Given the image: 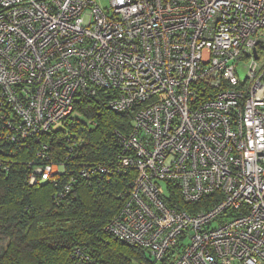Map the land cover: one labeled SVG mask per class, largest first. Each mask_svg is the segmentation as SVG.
Returning <instances> with one entry per match:
<instances>
[{"label": "built area", "instance_id": "obj_1", "mask_svg": "<svg viewBox=\"0 0 264 264\" xmlns=\"http://www.w3.org/2000/svg\"><path fill=\"white\" fill-rule=\"evenodd\" d=\"M100 2L0 0V141L41 139L80 97L115 91L112 111L136 109L117 166L79 170L134 172L108 232L158 263L264 264V0ZM38 158L30 186L65 172ZM173 192L197 209L172 207Z\"/></svg>", "mask_w": 264, "mask_h": 264}, {"label": "trees", "instance_id": "obj_2", "mask_svg": "<svg viewBox=\"0 0 264 264\" xmlns=\"http://www.w3.org/2000/svg\"><path fill=\"white\" fill-rule=\"evenodd\" d=\"M115 96V91L98 89L92 97H80L63 122L64 130H51L41 139L20 144L0 141V162L10 167L8 172L0 168V237L7 241L0 264H172L174 252L158 263L146 250L120 241L107 230L122 204L118 194L132 182L134 172L115 171L91 180L79 175L85 165L117 166L121 150L117 131L130 132L136 109L115 113L109 106ZM67 134L83 139L71 155ZM39 151L64 164L65 172L56 182L30 186V165L39 160ZM72 177L76 183L70 193L61 201L54 199ZM214 198L215 194L208 196L199 207L212 205ZM171 206L197 209L176 192Z\"/></svg>", "mask_w": 264, "mask_h": 264}, {"label": "rangeland", "instance_id": "obj_3", "mask_svg": "<svg viewBox=\"0 0 264 264\" xmlns=\"http://www.w3.org/2000/svg\"><path fill=\"white\" fill-rule=\"evenodd\" d=\"M101 6L104 8V9H108L109 8V0H101ZM261 58L264 60V55L261 56ZM240 75H241V79L243 80L245 77H246V73L242 70H240ZM64 123H58L56 125L53 126V131H57V130H64L65 127H64ZM68 135V134H67ZM70 135V134H69ZM68 135V140L69 141L71 138L69 137ZM65 137V136H64ZM7 245V241L4 240V238L0 237V251L2 249V247H5Z\"/></svg>", "mask_w": 264, "mask_h": 264}, {"label": "water", "instance_id": "obj_4", "mask_svg": "<svg viewBox=\"0 0 264 264\" xmlns=\"http://www.w3.org/2000/svg\"><path fill=\"white\" fill-rule=\"evenodd\" d=\"M255 57L257 58V55H255Z\"/></svg>", "mask_w": 264, "mask_h": 264}]
</instances>
